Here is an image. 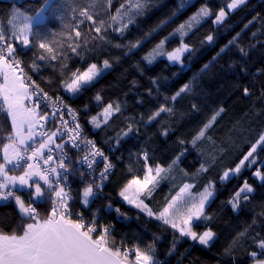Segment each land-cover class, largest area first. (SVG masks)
<instances>
[{
    "label": "snow or ice",
    "instance_id": "obj_1",
    "mask_svg": "<svg viewBox=\"0 0 264 264\" xmlns=\"http://www.w3.org/2000/svg\"><path fill=\"white\" fill-rule=\"evenodd\" d=\"M0 208V264H264V8L10 0Z\"/></svg>",
    "mask_w": 264,
    "mask_h": 264
},
{
    "label": "trees",
    "instance_id": "obj_2",
    "mask_svg": "<svg viewBox=\"0 0 264 264\" xmlns=\"http://www.w3.org/2000/svg\"><path fill=\"white\" fill-rule=\"evenodd\" d=\"M18 5H24L25 7L30 6L33 3H38L39 0H22V1H16ZM161 3H171V0H160ZM10 3L9 0H1L0 1V11H3L8 4ZM251 4L254 5L256 7L257 10H260L261 8H264V0H251ZM163 11V9L161 10ZM159 15V13H158ZM245 13H239L237 16H235L233 19L234 20H239L241 16H244ZM159 69H157L158 71ZM176 69H171L169 71H175ZM112 78L109 77L108 80H111ZM234 81L233 78L230 75H224L223 79L220 80L219 82L213 84L212 90L215 91L216 88H222L223 91L225 92V94H227L229 91L232 90V85H233ZM193 159L190 158L189 159V163H192ZM226 195V193L221 194L220 199H223L224 196ZM219 199L217 200L216 204L213 205V209H217L219 206ZM4 211H11L10 208H0V212H4ZM243 219V218H241ZM237 220L236 218L227 210L225 209L224 211L219 213V220L216 224V228L218 231L221 232L222 236H221V241L220 243L217 245V247L219 248L226 240L227 238V234L235 227V225L237 224ZM149 228H151L153 231H156L158 229H156L155 225H149ZM117 229H118V233L119 232H129V234H131V230L132 229H137L138 230V226L136 224V222H132L131 225V229H129L128 227L122 226V225H117ZM183 247H187V245H183ZM192 256L193 258H199L202 261H208L209 264H211L212 261V253L200 249L198 247H194L192 249ZM173 264H175V260L173 261Z\"/></svg>",
    "mask_w": 264,
    "mask_h": 264
},
{
    "label": "built area",
    "instance_id": "obj_3",
    "mask_svg": "<svg viewBox=\"0 0 264 264\" xmlns=\"http://www.w3.org/2000/svg\"><path fill=\"white\" fill-rule=\"evenodd\" d=\"M1 1V0H0ZM10 1V0H9ZM16 1H22V0H16Z\"/></svg>",
    "mask_w": 264,
    "mask_h": 264
}]
</instances>
